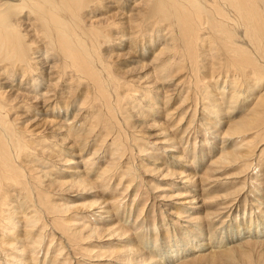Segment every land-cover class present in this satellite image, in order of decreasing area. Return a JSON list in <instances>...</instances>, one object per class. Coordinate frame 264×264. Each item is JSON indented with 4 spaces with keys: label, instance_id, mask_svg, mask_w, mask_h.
Masks as SVG:
<instances>
[{
    "label": "bare ground",
    "instance_id": "6f19581e",
    "mask_svg": "<svg viewBox=\"0 0 264 264\" xmlns=\"http://www.w3.org/2000/svg\"><path fill=\"white\" fill-rule=\"evenodd\" d=\"M262 63L264 0H0V264H177L264 239L263 203L249 221L230 222L232 213L221 221L239 188L215 201L201 197L209 188L202 195L192 189L208 182L223 188L235 174L246 178L244 189L246 174L259 183ZM176 97L182 100L172 109ZM223 125V144L241 145L234 153L212 146ZM125 129L142 140L129 145ZM145 141L168 146L167 160L138 145ZM108 144L113 157L97 173ZM132 150L150 165L144 177L172 180L160 189L174 193L165 206L198 225L194 242L182 246L174 234L167 248L161 238L170 226H149L147 237L142 214L129 226L123 200L143 167L136 169ZM233 166L240 172L225 173ZM84 198L94 200L75 204ZM212 204L219 208L201 212ZM216 219L224 224L221 238L209 232ZM60 248L75 262H61Z\"/></svg>",
    "mask_w": 264,
    "mask_h": 264
},
{
    "label": "rangeland",
    "instance_id": "374dc122",
    "mask_svg": "<svg viewBox=\"0 0 264 264\" xmlns=\"http://www.w3.org/2000/svg\"><path fill=\"white\" fill-rule=\"evenodd\" d=\"M260 71L261 72H264V63H262V66H261ZM185 73H186V71H185ZM226 73H227V71L225 70L224 71V75H226ZM222 83L223 82L221 80V82L219 84H222ZM181 100H182L181 98L176 97L175 101L172 103V105H173V108L172 109H175L180 104ZM248 105H250V104H248ZM199 107H201V106H199ZM225 107L226 106L223 105V108H225ZM200 112L201 111L198 110V114H200ZM206 117L208 118V116H206V114H203V118L207 119ZM197 127L198 126H196V129H197ZM220 130H221V133H220ZM220 130H219V134L220 135L217 136L216 141L212 140V142H214V144L213 145L211 144V145L213 147H219L218 149L224 147V149H226V151H231V152L233 151V153H234V150L235 149L236 150L239 149L238 147L241 146V145L238 143L237 140L234 143H232V141H228V143L223 144V137L222 136H223L224 131L226 130V126L223 125V127ZM126 131L128 132V135H127L126 140H127V142L129 141V145H132L133 144L132 142L134 140L140 138L139 137L140 132L136 131L137 134L135 135V134H130V132L128 130H126ZM117 136L118 135H115L114 137H117ZM196 136L194 135V137H196ZM139 140L141 141L142 139L140 138ZM198 140H200V139H198ZM100 141H102V139ZM193 143H194V141L191 140V142L189 144V146L191 148L193 147ZM97 145H99V142H97L96 145H94L96 147H93V149L92 148L90 149L89 155H92L94 153V150H95V148H97ZM138 145H140V146L142 145L143 147H145L148 150L150 149L148 152L153 153L154 156H155V159L162 160V158H163L164 160H167V155L165 153H163L162 151H163V148L164 147H168V146L165 145V146L162 147L161 145H158L157 144V147L159 146L158 149H153L152 148V145L153 144L150 145L149 142L147 143L146 141L143 142L142 144H138ZM228 145H230V146H228ZM260 146H257V150L258 151H262L264 149V146H262V147H260ZM114 147L115 146H110V144H108L107 148L105 149V153H104V155H106V159H104L105 161L103 162L102 165L99 164V166L97 167V170H96L97 173H99L101 171V169H103L106 166V164H108V161L110 159H112V157H113L112 154H113ZM255 149L256 148L253 146V150H255ZM133 151L134 150H132L129 153L134 158L132 160H134V162H135L136 169H138L139 165H141L143 167L141 169H139V172H136L137 173V176L139 178L135 180L134 185H131V188H130V191L128 192V195H126L125 196L126 198H124V200H123L127 204V207H126L127 210L126 211L128 212V214L130 213V210L132 211V216H131L132 218L129 219V221H130L129 222V226L132 225V223L136 220V218L138 217V215L142 214L143 216L141 215V218H140L141 221L139 222L138 225L144 224L143 221L145 222V224L143 225V227L140 228V229L143 232L144 231L146 232V236L147 237L150 236V234H151V233H147V227H149V226L151 228H155L154 226L156 225L157 226V228H155L156 231L158 229H160V226L163 224L162 222H164V221H165L164 223H166V226L167 225L170 226L169 228L171 229L170 230L171 232H169V234H167V239L165 237L161 238L162 239L161 241L164 244L166 243V245H168L167 248H170L171 247V244H172V241H173L172 239H173V235L174 234H175V236H177V239L183 241L182 242L183 243L182 246H186L185 245L186 244L185 242H186L187 239L192 240L194 242V240H193V239H195L194 237L197 235V233L200 234V232H201V231L198 230V225H195L196 223L194 225L193 224H188V222H186L187 218H185V217H183L182 219L178 220V218H176L175 215H170V213L171 214H175L176 211H177V209L174 207V205H172V207L165 206V205H167V202L166 201H168V200L170 201V198H168V196L173 195L174 193H170L168 191L167 192L166 191L163 192V191H160V189L161 188H164V187H166L167 189L170 188V187H168L169 186L168 184L172 183V180H168L169 182H167V180H160L159 181V180L155 179L157 177H155V178H153L151 176H145L144 177L142 175V173L148 172L149 171L148 168L150 167V165L147 164V163H145V162H143L142 160H139V159H138L139 161H137L136 159L138 158V154L136 152H133ZM219 152H220V150H219ZM219 152L218 151H215V153H213V154H218ZM129 153H128V155H130ZM63 155L64 154H62L61 156H63ZM104 155H102V157ZM63 157L66 158L65 155ZM212 157L213 156H211V158ZM128 158H129V156H128ZM209 160H210V158H209ZM126 161H129V159H126ZM208 163H210V162H207V165H208ZM204 167L206 168V165H204ZM241 167H239V166H233L232 168H230L229 170H227L225 173H228L229 175H232V174L234 175L235 173L240 172ZM49 169H44V170H49ZM58 173H60V171H58ZM237 175L238 174H235V177L236 178L233 179V180H231V182H229V184L227 186H223V188H221V186H219V185H216L215 182H210V183L208 182V184H206L205 186L204 185H201V186H199V188L197 186H192L193 187L192 189H194V191L198 189L199 192L201 193V195H202V192L201 191H204V190H206V189L209 188L208 189V192H205L204 195H202L201 197H203V199L210 198L211 201H215L214 199L217 196L226 195L227 193L226 194H223V192L225 191V189H228L226 192H229V191L232 192L233 190L234 191H237L236 189L239 188L238 191H237V193H235L233 195V198L230 201V202H233V204L235 203L234 204V208L233 209L230 208V211H227V213L224 216L221 217L222 218L221 221H223V219H225L228 216L229 213H232L233 214V219L230 222H232L237 216H238V219L240 221L241 220L243 222L244 221L245 222L246 221H249V219L251 217L250 214L253 213V215H254V213H256V211H257V210H255V208L257 206H260L261 203L264 204V196L262 197V195H264V186H263L264 185V176H263L264 175V166H263V168H262V170H261V172L259 174L260 176H258L259 177V183L258 184L255 183L257 180H255V179L253 180V179L249 178V177H253L254 176L253 173L246 174V177L248 178V180H247L248 182L247 183H248L249 188H247L248 187L247 186L244 189V187L242 186V182L246 181V178L242 177L245 174H243L241 176L242 177L241 179L240 178H237ZM145 178H148V179L150 178V179L149 180L148 179L145 180ZM249 179H251L252 181H250ZM129 181H132V179L130 178ZM253 182H254V184H253ZM115 183L116 184H114L112 186V188H109V192L108 193L110 195L116 191V187L118 185V182H115ZM128 183L129 182L126 181L125 186L122 185L121 186L122 188H118L120 190L119 191L117 190V193L118 192L119 193L123 192V194H124L125 189H126L125 187L127 186ZM231 183H233V184H231ZM255 184H256V186H258L257 187L258 189L256 188ZM250 185L252 186L251 188H250ZM219 189L222 190V191H219ZM249 190L250 191L253 190V192H252V194L249 193V196H248ZM194 191L192 192V195L196 194V192H194ZM260 195H261V197H260ZM136 196H139V197H138L137 202L134 203V199H135ZM116 197H119L118 194H117ZM163 197H165L164 200L162 199ZM68 198H70V197H68ZM84 199L78 201L75 204H81V203H84L87 200L88 201L94 200V199H88V198H84ZM246 199H247V201H246ZM258 199L259 200L261 199V202H258ZM69 205H70V203H69ZM218 208L219 207L217 205L212 204V207L211 208H208V207L207 208H204L203 207V209H202L203 211H201V212L204 213L208 209L211 212H213V211H215ZM262 208H264V205L262 206ZM143 209L146 211L144 214L142 213V211H144ZM234 209H235V211H234ZM209 210H208V212H210ZM255 217H258V216L255 214ZM99 218L100 217H97V219H99ZM166 218H167V220H165ZM178 224H179V226H178ZM215 224L217 226H215ZM228 224L229 223H227V225ZM189 226L191 227V232L193 231L192 232L193 234L190 233L186 229ZM203 226H205V228H206V224H204ZM223 227H224L223 222L220 223V220L219 219H216L215 220V223H214V226L212 228L209 227L210 228L209 229L210 230L209 232L212 233V235L215 234V236H217L218 238L219 237L221 238L223 236V235H221L223 233L222 232L223 229H221V228H223ZM219 229L221 230L220 231L221 233L218 231ZM162 230H165V228L163 227ZM217 234H220V235H217ZM56 238H58V237H56ZM141 240L144 241L142 238H141ZM61 241H62V239H61ZM59 242L60 241L58 240V243ZM72 242H73V240H72ZM47 244H48V242H47ZM95 245H98V244L97 243L96 244H93V246H91L90 244H88V245L86 244V245H83L82 247L83 248H88V249H93L95 247ZM77 246L79 248V245H77ZM60 249L63 250L62 248H60ZM71 249H73L72 251L74 252V253L72 252L73 253V255H72L73 257H75V258L82 257L81 252L78 253L76 251L75 247L71 246ZM104 249L105 248H101V250L106 251ZM99 250L100 249H96L95 251H98L99 252ZM67 251L68 250H66L64 252V250H63L64 255L61 258V262L66 257H67L66 259L69 260L67 262H70L71 263L72 260H73V262H75L73 258L71 259L70 256H68L69 253ZM214 251L216 253L215 252L214 253L213 252L211 253V251H203V252L201 251V252H198L196 254L188 255L185 258H183L180 262H177V264H264V239L263 238L262 239L261 238H252V239H249L248 238L247 240H244L240 244H231V245H229V246H227L225 248H221L220 251H219V249H216ZM83 254L88 255L85 252ZM51 257L54 258L53 253H52ZM97 263L98 262H96V261L93 262V264H97ZM75 264H82V262L80 261V259H78Z\"/></svg>",
    "mask_w": 264,
    "mask_h": 264
}]
</instances>
